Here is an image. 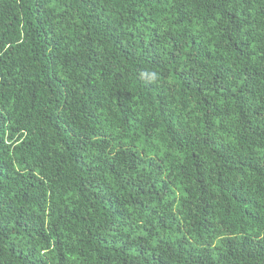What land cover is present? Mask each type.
<instances>
[{
  "label": "trees",
  "instance_id": "obj_1",
  "mask_svg": "<svg viewBox=\"0 0 264 264\" xmlns=\"http://www.w3.org/2000/svg\"><path fill=\"white\" fill-rule=\"evenodd\" d=\"M0 264H264V0H0Z\"/></svg>",
  "mask_w": 264,
  "mask_h": 264
}]
</instances>
